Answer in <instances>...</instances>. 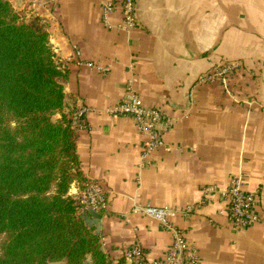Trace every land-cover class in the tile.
<instances>
[{
	"label": "crops",
	"instance_id": "0c3cea01",
	"mask_svg": "<svg viewBox=\"0 0 264 264\" xmlns=\"http://www.w3.org/2000/svg\"><path fill=\"white\" fill-rule=\"evenodd\" d=\"M8 1L48 23L69 96L88 110L77 150L88 180L106 192V207L96 211L103 251L117 260L140 246L146 260L164 259L172 233L134 208H191L170 221L200 264H264V223L233 226L215 194L202 204L204 187L226 189L238 177L264 220V0H137L138 24L129 31L117 27L121 2L108 25L104 0ZM227 63L240 65L230 94L220 80L200 82ZM130 81L146 108L173 122L145 167L135 121L112 112Z\"/></svg>",
	"mask_w": 264,
	"mask_h": 264
},
{
	"label": "trees",
	"instance_id": "16d2710c",
	"mask_svg": "<svg viewBox=\"0 0 264 264\" xmlns=\"http://www.w3.org/2000/svg\"><path fill=\"white\" fill-rule=\"evenodd\" d=\"M48 23L0 0V264H128L110 258L70 195L90 182L68 80ZM135 264V263H134Z\"/></svg>",
	"mask_w": 264,
	"mask_h": 264
},
{
	"label": "built area",
	"instance_id": "2783aa9c",
	"mask_svg": "<svg viewBox=\"0 0 264 264\" xmlns=\"http://www.w3.org/2000/svg\"><path fill=\"white\" fill-rule=\"evenodd\" d=\"M117 2L122 3L123 15V21L117 26L118 29L124 31L134 29L138 24L137 0H104V22L109 25L110 17L117 8ZM239 66L238 63L219 65L212 74L203 77L200 82L211 83L220 80L226 92L230 94V83ZM87 111V108H80L74 113L75 129L84 127ZM112 112L119 116L130 117L135 121L138 132L143 139L140 166L145 167L150 154L165 145L163 136L171 129L172 120L158 108H146L134 89L132 81L127 84L125 97ZM202 192V204H206L212 194L220 196L227 203L229 208L228 219L233 226L246 229L255 226L257 223H264L263 218L255 213L258 203L256 194L245 191L243 181L240 178H232L226 189L206 186ZM70 195L80 205L82 214L90 209L100 211L107 205L106 192L96 181H90L84 189L70 190ZM191 211V208L178 212L167 207L136 206L134 208L135 213L147 216L169 230L172 233L173 243L168 248L165 258L161 260H146L145 250L140 246L129 250L125 257L135 260V264H200L197 248L190 245L184 231L174 226L170 221V218L177 213L188 215Z\"/></svg>",
	"mask_w": 264,
	"mask_h": 264
},
{
	"label": "water",
	"instance_id": "95a60500",
	"mask_svg": "<svg viewBox=\"0 0 264 264\" xmlns=\"http://www.w3.org/2000/svg\"><path fill=\"white\" fill-rule=\"evenodd\" d=\"M59 83L63 85L64 87V93L66 95V98L69 96V88L68 84L64 80H60ZM92 216H94V219H90L87 214H82L83 219L85 220L86 225L89 226L90 229H95V234L99 235L101 230V219L102 216L100 213L90 209L88 211ZM84 264H92V257L91 255L87 256V259L85 260Z\"/></svg>",
	"mask_w": 264,
	"mask_h": 264
},
{
	"label": "rangeland",
	"instance_id": "374dc122",
	"mask_svg": "<svg viewBox=\"0 0 264 264\" xmlns=\"http://www.w3.org/2000/svg\"><path fill=\"white\" fill-rule=\"evenodd\" d=\"M55 264H57V263H55ZM62 264V263H61Z\"/></svg>",
	"mask_w": 264,
	"mask_h": 264
}]
</instances>
